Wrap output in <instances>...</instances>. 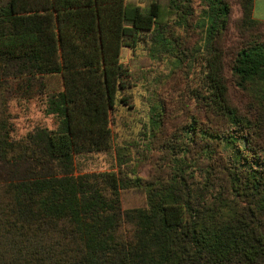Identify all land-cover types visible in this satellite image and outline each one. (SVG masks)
I'll return each instance as SVG.
<instances>
[{
	"label": "trees",
	"instance_id": "16d2710c",
	"mask_svg": "<svg viewBox=\"0 0 264 264\" xmlns=\"http://www.w3.org/2000/svg\"><path fill=\"white\" fill-rule=\"evenodd\" d=\"M253 10L0 0V264H264V22ZM49 77L63 84L40 91L56 128L16 138L8 95ZM102 155L116 165L85 168ZM127 191L145 205L124 210Z\"/></svg>",
	"mask_w": 264,
	"mask_h": 264
},
{
	"label": "rangeland",
	"instance_id": "374dc122",
	"mask_svg": "<svg viewBox=\"0 0 264 264\" xmlns=\"http://www.w3.org/2000/svg\"><path fill=\"white\" fill-rule=\"evenodd\" d=\"M232 16L234 20L241 17V9L238 4L234 2ZM237 34L232 30L227 38V46L232 48L236 45ZM131 54L126 53L124 61L127 62V58ZM142 58V65L149 63L146 57V51L142 49L139 53ZM45 88H42L39 84L34 86V89L25 96L21 92L15 91L8 95L10 112L12 115V122L15 127L14 136L16 138H22L27 133L33 132L38 127H45L50 130L56 128V122L52 117H48L44 113L43 100L44 96L40 94V91L44 89L47 93H53L60 91L63 88L62 80L59 77H49L43 81ZM142 91V90H141ZM138 94V91L136 92ZM137 98H140L139 96ZM232 101L239 105L242 97L238 93L235 87L231 88ZM139 104V101H136ZM135 102V104H136ZM121 115L120 119V144H123L128 139V133H126L123 123L131 120L126 111H119ZM126 138V139H125ZM116 160L113 157L102 155L95 157L93 160L86 162V169H100L105 170L109 167L115 166ZM150 173V167L147 166L141 171V176L148 177ZM145 205V196L141 192L127 191L122 195V206L124 210L131 208H139Z\"/></svg>",
	"mask_w": 264,
	"mask_h": 264
},
{
	"label": "crops",
	"instance_id": "0c3cea01",
	"mask_svg": "<svg viewBox=\"0 0 264 264\" xmlns=\"http://www.w3.org/2000/svg\"><path fill=\"white\" fill-rule=\"evenodd\" d=\"M253 15L256 20L264 22V0H254Z\"/></svg>",
	"mask_w": 264,
	"mask_h": 264
}]
</instances>
